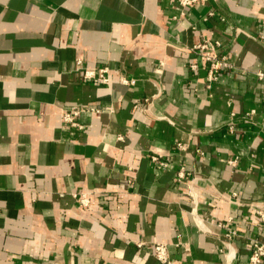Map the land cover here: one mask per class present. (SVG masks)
<instances>
[{"label":"crops","instance_id":"obj_1","mask_svg":"<svg viewBox=\"0 0 264 264\" xmlns=\"http://www.w3.org/2000/svg\"><path fill=\"white\" fill-rule=\"evenodd\" d=\"M263 19L264 0H0V264H163L157 242L171 264H249L264 241ZM204 39L234 66L211 90L190 50ZM72 106L100 111L79 129L62 120Z\"/></svg>","mask_w":264,"mask_h":264},{"label":"built area","instance_id":"obj_2","mask_svg":"<svg viewBox=\"0 0 264 264\" xmlns=\"http://www.w3.org/2000/svg\"><path fill=\"white\" fill-rule=\"evenodd\" d=\"M180 5L184 10H186L189 7L195 6L199 0H178ZM213 14V12H211ZM261 38L264 41V19L262 20V33ZM221 48V42L219 40H212V39H204L192 46H190V50L196 53L199 58L204 62L206 69H207V78L205 81L206 88L208 90L212 89L213 84L218 80L219 76L223 72H227L231 69H233V64L230 60L229 55L226 53L220 52ZM80 63V62H79ZM165 62L161 61V65H164ZM199 67V64L197 61H193L190 64L191 70L195 71ZM79 71L82 73V76L85 80H93L95 82H103L108 83L109 82V68L108 67H101L99 69H89L83 66L79 67ZM258 75L260 77L264 76V72L259 71ZM127 81V80H125ZM145 110L149 111L150 108L154 104V97H148L145 99ZM100 109L96 107L91 108H81L79 106H72L69 108H66L62 112V120L70 124L73 127H77L79 129L84 128L82 124L78 121L79 116L83 112H99ZM254 113L252 110L251 112H247L244 115V118L246 120L250 119V116ZM230 129H235V124L230 123ZM181 148H183V145L180 144ZM152 159L157 162L160 166H167V162L162 158L160 154H153ZM236 160H231V163L235 164ZM186 175L185 170L181 169L178 177L184 178ZM190 195L192 196L193 200L196 202L198 194L195 191V188L192 185H190L189 189ZM234 195H237L234 193ZM75 197L78 199L79 203L83 207H88L91 204V198L89 197V194L86 192L75 194ZM257 214L261 217L263 224H264V209L257 208L256 209ZM193 213L195 215V219L198 224L203 225L202 219L199 217L197 213V209H193ZM220 226L226 227L228 226L227 223H219ZM204 227V225H203ZM237 233V230L235 228H232L229 230V236L235 235ZM141 245V244H139ZM153 251L155 256L158 258V260L163 264H171L172 260L170 257L169 249L167 244L157 242L154 247ZM234 258V254L231 255L230 259L232 260ZM229 259V261H230ZM264 261V241L256 240L252 243L251 246V255L249 258V264H262Z\"/></svg>","mask_w":264,"mask_h":264}]
</instances>
